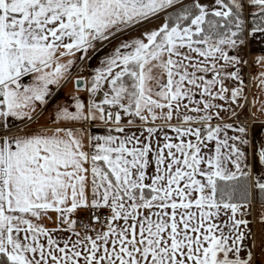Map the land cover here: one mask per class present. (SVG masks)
I'll list each match as a JSON object with an SVG mask.
<instances>
[{
    "label": "snow or ice",
    "instance_id": "snow-or-ice-1",
    "mask_svg": "<svg viewBox=\"0 0 264 264\" xmlns=\"http://www.w3.org/2000/svg\"><path fill=\"white\" fill-rule=\"evenodd\" d=\"M250 40L264 69V0H0V264H257L264 142L216 102L244 96ZM112 41L87 88L104 99L58 110L80 127L13 131ZM97 120L116 134H85Z\"/></svg>",
    "mask_w": 264,
    "mask_h": 264
},
{
    "label": "crops",
    "instance_id": "crops-1",
    "mask_svg": "<svg viewBox=\"0 0 264 264\" xmlns=\"http://www.w3.org/2000/svg\"><path fill=\"white\" fill-rule=\"evenodd\" d=\"M163 20L164 16L161 15L159 18L151 21V23L145 24L133 32L126 33L123 39H134L138 37L144 29L154 28L162 24ZM117 45L118 41H112L101 48L99 52L95 54L91 52L88 53V55L92 57L90 60H80L79 57L81 54L77 53L76 57L73 58L75 62L73 67L69 69L67 78L62 79L58 85L54 84L49 86L51 89V95L47 98L48 102L46 104L37 102V108L32 120L9 118L13 131L34 134L40 130L51 131L58 126L64 127L74 125L75 127H80L77 122H63L58 120V110L67 107L69 111H75L77 99L81 100L85 105L92 101L93 95L87 91V88L90 87V82L95 75V70L101 66L100 61L104 57L110 55ZM230 54H234V50H230ZM240 54L248 61V66H245L242 70V75L244 77V96L237 102H232L230 97L225 101L216 102L223 104L226 109L229 106L235 108L238 113L237 118H232L228 111H221V116L224 117V122L249 125V136L252 138L253 132H255L254 143L259 146L264 142V130H261V125L264 124V113H261L259 110L261 103H264V91H261L258 81L254 80L253 76L258 75L259 71L264 69H260L258 66H253V60L256 55L260 54V46L256 41L250 40L245 47L240 49ZM210 75L211 74H209V76ZM76 79L82 80L83 85L81 88L74 85ZM22 82L24 84H30L32 83V77L26 76L22 78ZM228 83L230 87L236 86L231 81ZM100 91L104 93L105 91H109V89L108 87L105 89V86L102 85ZM239 105H243V107H240ZM124 122L126 123V119ZM215 122L220 123L221 121L217 120ZM173 123H176V121L174 120ZM84 128L85 134L108 135L110 132L111 134H116L114 131H111L110 125H105L104 122L99 120L91 125L85 124ZM166 130L169 132V135H175L171 130ZM229 134L232 135L233 133L230 131ZM262 201L256 202L253 200V215L250 217L253 221L250 227L256 234L254 239L257 245H259L261 239L264 238V225L258 223L261 206L264 204V200ZM53 216H55V214H53ZM45 222L50 226H53L50 221ZM254 251L257 253V264H264V252H262L261 248L257 247Z\"/></svg>",
    "mask_w": 264,
    "mask_h": 264
},
{
    "label": "water",
    "instance_id": "water-1",
    "mask_svg": "<svg viewBox=\"0 0 264 264\" xmlns=\"http://www.w3.org/2000/svg\"><path fill=\"white\" fill-rule=\"evenodd\" d=\"M77 81H78V79H76V80L74 81V85H75L76 87H78V88H81L82 85H83V82L80 83V84H78ZM103 99H104L103 92L99 90V91L93 96L92 101L94 100V101H96L97 103H99V102H101Z\"/></svg>",
    "mask_w": 264,
    "mask_h": 264
},
{
    "label": "built area",
    "instance_id": "built-area-1",
    "mask_svg": "<svg viewBox=\"0 0 264 264\" xmlns=\"http://www.w3.org/2000/svg\"><path fill=\"white\" fill-rule=\"evenodd\" d=\"M77 217L80 218L82 221H86L89 217V211L87 209H81L77 213Z\"/></svg>",
    "mask_w": 264,
    "mask_h": 264
},
{
    "label": "trees",
    "instance_id": "trees-1",
    "mask_svg": "<svg viewBox=\"0 0 264 264\" xmlns=\"http://www.w3.org/2000/svg\"><path fill=\"white\" fill-rule=\"evenodd\" d=\"M246 13H247V9H246ZM247 18L250 19V17H247ZM253 200L256 201V202L262 201V200L260 199L259 194H258V193H255V192L253 193ZM262 202H263V201H262Z\"/></svg>",
    "mask_w": 264,
    "mask_h": 264
},
{
    "label": "rangeland",
    "instance_id": "rangeland-1",
    "mask_svg": "<svg viewBox=\"0 0 264 264\" xmlns=\"http://www.w3.org/2000/svg\"><path fill=\"white\" fill-rule=\"evenodd\" d=\"M104 86H105V89H106L107 88L106 85H104Z\"/></svg>",
    "mask_w": 264,
    "mask_h": 264
}]
</instances>
